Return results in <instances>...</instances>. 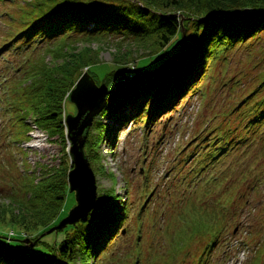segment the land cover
Segmentation results:
<instances>
[{
  "label": "rangeland",
  "instance_id": "rangeland-1",
  "mask_svg": "<svg viewBox=\"0 0 264 264\" xmlns=\"http://www.w3.org/2000/svg\"><path fill=\"white\" fill-rule=\"evenodd\" d=\"M32 2L0 0V45L14 34L12 25ZM84 36L76 34L69 39L73 42L52 51L46 49L47 44L33 53L31 49L21 53L0 49V190L5 194L21 190L23 195L25 186L36 184L48 169L61 167L63 160L71 164L70 156L66 157L72 146L68 127L64 142L60 134L51 135L37 126L30 114L25 121L30 127L26 137L13 136L18 115L24 112L6 111V104L11 99L26 104L20 94L29 83L28 75L41 71L44 64L64 63L88 50L98 62L91 66L92 76L101 85L116 66V54L133 49L127 44L130 41L120 48L118 43L124 41L120 37L87 41ZM179 40L180 33L163 52L139 59L136 69H153L166 62ZM218 49L195 90L156 121L121 125L112 116H102L107 128L98 145L99 160H89L96 177V204H108L106 198L114 189L119 198L116 214L128 212L107 250L96 259L91 257L88 264H200L201 258L203 264H264V124L249 130L251 118L247 119L255 102L264 99V32ZM56 56L62 58L56 61ZM90 65L75 72L77 81ZM64 111L66 117L77 112L70 98ZM222 140H230L229 155L208 154ZM256 177L262 179L259 184ZM2 200L0 210L8 203ZM76 203V192L69 187L57 221ZM12 228L14 244L27 239V244H35L19 227ZM215 229L220 233L212 234ZM55 236L48 233L44 239L53 242Z\"/></svg>",
  "mask_w": 264,
  "mask_h": 264
},
{
  "label": "trees",
  "instance_id": "trees-1",
  "mask_svg": "<svg viewBox=\"0 0 264 264\" xmlns=\"http://www.w3.org/2000/svg\"><path fill=\"white\" fill-rule=\"evenodd\" d=\"M31 1L16 21L18 27L12 25L14 34L0 45V49L5 47L7 52L16 53L31 49L33 53L47 44L46 49L52 51L53 47L73 42L69 39L79 33L85 35L87 41L113 36L124 40L118 43L120 48L129 41L127 44L132 45L133 49L124 53L118 50L113 60L116 66L104 79L108 86H114L109 87L111 98L95 118L87 138L84 151L91 162L99 160L98 145L107 128L102 116H112L121 125L156 121L164 111L175 109L186 94L195 90L209 62L218 53V47L228 49L264 32V0ZM179 33L181 40L173 57L153 69H136L139 59L163 52ZM87 52L64 63L44 64L41 71L38 68L39 71L28 75L29 83L23 87L26 92L20 94V101L26 104L20 105L18 99L6 104V111L24 112L18 115L19 125L13 132L14 137H26L30 129L25 123L26 116L31 114L37 126L51 135L60 134L66 142L64 109L77 82L75 72L91 64L88 71L95 76L91 66L98 62L93 60V53L89 56ZM60 58L56 56V61ZM16 91L19 92L20 87ZM255 103L256 108L253 107L247 116L251 118L249 130L264 124V99ZM229 143L230 140L220 141L208 154L212 157L229 155ZM68 156L70 165L63 160L61 167L48 169L36 184L25 186H28L27 193L22 195L20 190V195L13 190L5 194L0 190V200L8 201L0 210V264H76L78 261L88 264L91 257L98 258L110 246L116 227L128 212L123 210L116 214L119 198L114 189H110L106 198L108 204H96L85 219L55 231L56 236L52 232L56 239L53 242L44 239V232L63 218L57 221L69 193L68 172L73 165L70 152ZM258 180H262L261 177H256L257 184ZM209 216L213 219V215ZM13 226L19 227L25 237L34 239L35 244L30 246L24 240L23 244H14L12 241L17 239L10 234L16 232ZM219 231L215 229L211 233L219 234ZM203 261L201 258L200 264Z\"/></svg>",
  "mask_w": 264,
  "mask_h": 264
},
{
  "label": "water",
  "instance_id": "water-1",
  "mask_svg": "<svg viewBox=\"0 0 264 264\" xmlns=\"http://www.w3.org/2000/svg\"><path fill=\"white\" fill-rule=\"evenodd\" d=\"M183 34L185 36V33ZM110 94L109 86L106 83L97 84L89 71L78 79L70 92V101L76 105L77 112L66 117L69 138L72 141L70 153L73 165L69 171L68 181L70 191H76L77 203L57 225L47 230L46 234L62 230L85 219L96 205V177L84 149L94 119L107 106Z\"/></svg>",
  "mask_w": 264,
  "mask_h": 264
},
{
  "label": "bare ground",
  "instance_id": "bare-ground-1",
  "mask_svg": "<svg viewBox=\"0 0 264 264\" xmlns=\"http://www.w3.org/2000/svg\"><path fill=\"white\" fill-rule=\"evenodd\" d=\"M34 147L39 148V149H46V147L44 145L41 144H34Z\"/></svg>",
  "mask_w": 264,
  "mask_h": 264
}]
</instances>
